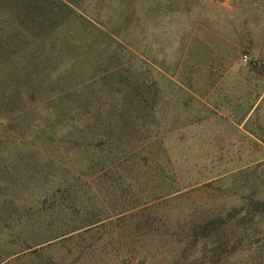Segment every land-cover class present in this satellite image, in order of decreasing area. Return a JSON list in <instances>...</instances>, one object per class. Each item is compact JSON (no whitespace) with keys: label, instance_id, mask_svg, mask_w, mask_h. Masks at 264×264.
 <instances>
[{"label":"rangeland","instance_id":"1","mask_svg":"<svg viewBox=\"0 0 264 264\" xmlns=\"http://www.w3.org/2000/svg\"><path fill=\"white\" fill-rule=\"evenodd\" d=\"M211 1L0 0V264H264V4Z\"/></svg>","mask_w":264,"mask_h":264},{"label":"crops","instance_id":"2","mask_svg":"<svg viewBox=\"0 0 264 264\" xmlns=\"http://www.w3.org/2000/svg\"><path fill=\"white\" fill-rule=\"evenodd\" d=\"M244 0H212L211 1V6L213 9V14H215L216 16L218 15H222L224 10H228L231 11L232 13L234 12H238L239 14H241V10L243 9V4H245V2H243ZM253 5H252V12H255V4L259 5L264 1L263 0H251ZM241 12V13H240ZM259 14L258 11L256 10V14L252 13V18L253 19H258L259 18ZM250 20V22H253L254 20ZM254 23V22H253Z\"/></svg>","mask_w":264,"mask_h":264},{"label":"trees","instance_id":"3","mask_svg":"<svg viewBox=\"0 0 264 264\" xmlns=\"http://www.w3.org/2000/svg\"><path fill=\"white\" fill-rule=\"evenodd\" d=\"M264 1V0H263ZM57 115H59V113L57 114ZM57 115H55L54 116V118L57 116ZM58 120H60L61 121V118L60 117H57V119H56V121H58ZM114 166V165H113ZM45 192H47V191H45ZM44 195H47V193H45ZM28 217H31V215H29ZM16 220V219H15ZM92 224V223H91ZM50 225V223L48 224V226ZM15 226L17 227V225L15 224ZM73 228H75V230H77V228L76 227H73ZM67 233H68V231H67ZM67 233H60L61 235H58V236H56L55 238H52V240H54V239H56V238H58V237H60V236H65ZM70 233V232H69ZM51 240V239H50ZM49 239H47L46 241H44V243H46V242H49L50 241ZM41 244L40 243H38V244H36L34 247H37V246H40ZM34 247H30V248H34ZM30 248H28V249H30ZM39 249H41V247L39 248ZM19 252H22V251H19ZM15 254H17V253H14V254H12L11 255V257L12 256H14ZM16 259H18V258H16ZM11 260H8V261H6L5 263H9Z\"/></svg>","mask_w":264,"mask_h":264},{"label":"built area","instance_id":"4","mask_svg":"<svg viewBox=\"0 0 264 264\" xmlns=\"http://www.w3.org/2000/svg\"><path fill=\"white\" fill-rule=\"evenodd\" d=\"M240 62L242 65L248 66L251 65L252 59L247 54H243L240 58Z\"/></svg>","mask_w":264,"mask_h":264}]
</instances>
